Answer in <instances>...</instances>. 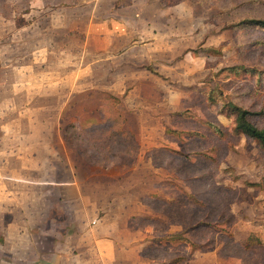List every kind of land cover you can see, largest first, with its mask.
<instances>
[{
  "label": "rangeland",
  "instance_id": "374dc122",
  "mask_svg": "<svg viewBox=\"0 0 264 264\" xmlns=\"http://www.w3.org/2000/svg\"><path fill=\"white\" fill-rule=\"evenodd\" d=\"M250 20L264 0H0V157H25L20 178L37 182L0 199V264H22L15 244L34 259L42 230L87 227L98 214L83 199L131 185L159 259L170 225L169 264L217 248L264 264V150L231 110L264 130V29Z\"/></svg>",
  "mask_w": 264,
  "mask_h": 264
},
{
  "label": "crops",
  "instance_id": "0c3cea01",
  "mask_svg": "<svg viewBox=\"0 0 264 264\" xmlns=\"http://www.w3.org/2000/svg\"><path fill=\"white\" fill-rule=\"evenodd\" d=\"M5 110L7 108L0 109L2 112ZM24 160L25 157L20 154L16 158H12L11 153L7 152L0 157V188L2 191L0 199H7V194L15 191L12 188H19L20 191H23L28 184L37 185L36 179L31 182L29 179L20 178V176H24L23 171H27L22 166ZM12 164L14 166H11ZM144 172H146L145 174L148 177V185L146 187L148 189L145 194L146 196H153L157 192L153 186L155 181L149 180L154 171L145 169ZM16 175H18V178H16ZM12 176H15V178ZM71 176L73 178V172ZM47 184L52 185L53 183ZM60 185L67 189H74L73 180L71 182L57 183L56 187ZM138 197V187H132L131 185L127 190V194L123 196H114L113 194L110 199H101L96 196V199L85 198L82 200L83 209L87 206L96 209L98 219H92V221L88 222V226L82 227V229L76 227V229L70 231L54 230L51 233L42 230L44 228L40 229L48 236L50 244L46 246L40 242L34 245V248L31 247L30 250L33 252L34 259H31V253L28 250L23 251V248L16 244L10 246L11 252L22 257L20 258L22 264H169L170 258L166 259L164 249L167 248L165 239L169 238L171 226L168 225L167 231L162 234V237H160L161 241L157 245V249H163L162 258L159 259L158 250H156L153 242L156 238V233L152 227L147 225L149 222H147L145 227H139L135 224L140 214H145L147 217L151 214L150 207L147 204H143ZM150 217L152 218L153 216ZM159 236L157 235V237ZM39 237L43 236L39 235ZM0 243H2L1 238ZM168 244L170 245L169 241ZM177 264L229 263L225 262L218 254L217 248L209 251L199 249L191 251L188 258Z\"/></svg>",
  "mask_w": 264,
  "mask_h": 264
},
{
  "label": "trees",
  "instance_id": "16d2710c",
  "mask_svg": "<svg viewBox=\"0 0 264 264\" xmlns=\"http://www.w3.org/2000/svg\"><path fill=\"white\" fill-rule=\"evenodd\" d=\"M249 22L264 29V20H250ZM231 110L234 114V132L250 138L264 150V130L257 128L248 120L251 113L236 106H233Z\"/></svg>",
  "mask_w": 264,
  "mask_h": 264
}]
</instances>
